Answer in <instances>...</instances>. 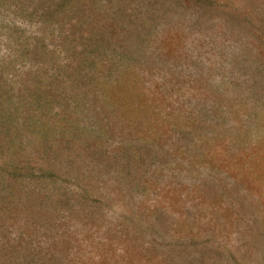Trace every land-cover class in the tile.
Instances as JSON below:
<instances>
[{
    "label": "rangeland",
    "instance_id": "rangeland-1",
    "mask_svg": "<svg viewBox=\"0 0 264 264\" xmlns=\"http://www.w3.org/2000/svg\"><path fill=\"white\" fill-rule=\"evenodd\" d=\"M33 38L70 82L59 129L153 152L27 206L0 264H264V0H0V55Z\"/></svg>",
    "mask_w": 264,
    "mask_h": 264
},
{
    "label": "trees",
    "instance_id": "trees-1",
    "mask_svg": "<svg viewBox=\"0 0 264 264\" xmlns=\"http://www.w3.org/2000/svg\"><path fill=\"white\" fill-rule=\"evenodd\" d=\"M43 52L47 54L42 42L33 38L21 40L0 55V232L8 231L17 222L26 231L32 215L26 214L25 208L31 205L43 211L50 207L66 192L64 181L74 185L79 180H91L93 175L123 173L117 177L129 183L135 163L126 159L137 157L136 163L143 168L153 152L149 144L127 142L132 149L122 152L126 156L122 159L111 149L100 148L107 140L105 129H94V135L100 136H96L97 146L92 147L87 146L82 127L59 129V122L65 125L60 120L62 106L57 104L55 112L53 107L57 94L64 93L62 101L69 97L70 82L62 70L46 62L48 56ZM44 115L49 117L45 122ZM74 188L84 195L83 185ZM12 261L28 263L19 258Z\"/></svg>",
    "mask_w": 264,
    "mask_h": 264
}]
</instances>
